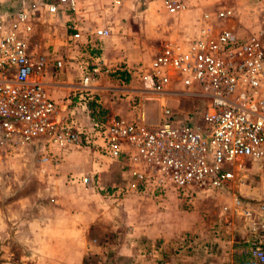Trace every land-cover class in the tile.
Wrapping results in <instances>:
<instances>
[{"label": "built area", "instance_id": "built-area-1", "mask_svg": "<svg viewBox=\"0 0 264 264\" xmlns=\"http://www.w3.org/2000/svg\"><path fill=\"white\" fill-rule=\"evenodd\" d=\"M21 5L13 14L0 9V153L18 154L43 144L39 165L57 169L61 159L53 149L95 147L122 164L135 192L160 200L174 192L185 201L197 191L223 192L245 161L264 163V41L260 34L240 37L223 25L233 17L231 10L202 13L195 33L165 43L139 72V97L149 94L162 103V122L149 129L141 121L143 113L139 122L90 116L85 125L60 113L59 103L40 80L47 59L29 52L34 13ZM76 5V0L45 3L49 14L73 12ZM162 5L170 16L187 9L184 0H162ZM109 33L96 29L93 38L98 41ZM79 37L75 33L69 39L76 48ZM96 55L91 56L92 69L84 62L80 65L77 107L82 111L94 103L90 86L102 71ZM55 65L62 66L60 61ZM194 93L206 101L199 124L188 122L164 102ZM73 180L84 188L91 184L88 176ZM232 208L249 232V258L240 264H264V202L243 205L235 198ZM202 245L197 244L207 248Z\"/></svg>", "mask_w": 264, "mask_h": 264}, {"label": "crops", "instance_id": "crops-1", "mask_svg": "<svg viewBox=\"0 0 264 264\" xmlns=\"http://www.w3.org/2000/svg\"><path fill=\"white\" fill-rule=\"evenodd\" d=\"M76 1L75 11L60 10L50 15L67 28L68 40L79 34V48L72 45L73 48L63 49V53H53L40 80L49 97L59 103L60 113L76 124L85 125L91 116V105L107 121H140L138 110L129 102L138 94L134 85L137 81L131 79L129 70L127 73L118 72L119 68L110 70L120 65V57L134 56L140 49L133 45L139 35L136 26L145 25L152 32L151 44L159 37L164 39L163 46L195 33L201 14L217 11L210 6L219 0H210L203 6L199 0H184L187 9L176 16L165 12L162 0H158L160 6L155 0H118V5H112L113 0ZM256 3L259 4L246 2V19L252 18L250 11L257 9ZM206 6L211 10H203ZM158 9L172 17L174 24L157 27L154 20ZM96 29H108L110 34L97 41L93 38ZM94 55L101 59L102 72L90 86L94 103L82 111L77 107L82 91L80 65L82 62L94 65L91 58ZM57 61L61 62V68L56 67ZM141 121H145V116ZM29 148L32 147L26 149ZM52 152L61 162L58 172H51L50 168L44 176L52 190L47 207L38 205L30 213L28 208L24 209L25 201L14 203L11 198L5 199L4 194L0 196V248L6 252L3 259L7 261L2 264H10L7 251L12 246L24 248L34 257L39 248L43 249L44 264H84L89 257L95 264H239L249 258L245 254L249 232L243 219L233 213L232 206L237 194L264 202V184L251 187L253 184L244 181L235 186L231 183L220 194L197 191L190 201L167 192L166 198L160 200L132 190L131 179L122 164L103 156L95 147ZM80 171V175L89 177L90 187L72 181L69 175ZM35 196L27 201L38 202ZM194 236L208 246L207 250L180 252L182 240ZM32 259L28 262L35 264Z\"/></svg>", "mask_w": 264, "mask_h": 264}, {"label": "rangeland", "instance_id": "rangeland-1", "mask_svg": "<svg viewBox=\"0 0 264 264\" xmlns=\"http://www.w3.org/2000/svg\"><path fill=\"white\" fill-rule=\"evenodd\" d=\"M46 1L57 2V0H0V9L4 11H10L13 14L15 10L23 6L21 5L23 3L26 11H32L34 13L32 31L29 35L28 42L29 52L33 56H44L46 59H48L52 55H54L53 53H63V49H70L73 48V46L67 39V28H64V26H61L59 22L55 21V19L57 18L56 16L50 15L46 12L44 8V4L46 3ZM155 1H157L156 3L158 4V6H160L158 0ZM199 1H201V6H203L205 2L211 3L210 0ZM247 1H254V3L255 1H257L259 3H256L257 6L255 7H257V9L250 11V13L252 14V18L250 17V19H246L247 10L246 8H244ZM111 4L113 5V1L111 2ZM210 7L214 10H231L233 13V17L226 20L223 25H225L229 29L234 30L240 37L260 34L262 35L261 37L264 41V0H219L215 5H211ZM211 9L206 6L203 10L209 11ZM154 21L156 22L157 27H160L162 25L169 26L171 24H174L172 17L166 15L162 9L157 10V15L155 16ZM135 29L137 31V34L139 35H137L136 42H133V45L139 47L140 49L138 50V52L136 50L137 53H135L134 56L131 55L130 57H120V61H118V63L121 66L117 65V67H112L110 68V70L119 68L118 70L121 71L118 72L122 73H127V70H129L132 73V75H130L131 79L137 81L136 83H134V85L139 90L140 82L138 80V74L148 66L154 53L162 47L164 39L159 37L155 43L151 44L150 36L152 32L150 30L147 31L145 25L136 26ZM87 51L88 53H91L89 50ZM112 58L113 57H110L108 59L112 61ZM91 66L94 65H90V63H88V68H91ZM133 72H135L136 74L133 75ZM108 76L111 77L110 74H108ZM122 83L125 84L126 82L124 83V81H122ZM139 98L142 99V106L140 104ZM160 100L161 98L158 99L156 96H152L149 94L144 99L142 97H139L138 94H135L132 96V99H129V102L131 103L132 107L138 110L139 115H141L143 111V114L145 116L143 125L149 129H153L161 124L162 118L164 117L161 115L162 103ZM166 104L171 109L182 112L184 116H186L185 120L193 124H199L201 122V117L206 109V101L204 100L203 96L196 93L188 96L178 95L175 97H168L166 98ZM141 107L142 110L140 112L139 109ZM44 152L45 150L43 144H39L32 146V148L26 149L24 151L22 150V152L18 154L0 153V196L4 194L5 199L11 198V201L14 203L17 201L23 203V201H25L24 209L26 210L28 208L30 213H32L34 207H38V205L47 207L49 203L48 200L50 198L49 193L52 192V190H49V186L44 181V176L46 177L49 174L51 167L47 165H39V159L41 158V156H43ZM85 152L87 153L88 151L85 150ZM51 170V172L54 173L58 172V168H51ZM80 173L81 171L72 173L69 176H72L71 179L73 181V179L79 178V176H85L80 175ZM243 181L247 185L253 184V186L251 187H257L258 183L260 185H263L264 163L250 161L243 162L242 169L238 170L235 173V181L233 182L234 185L232 186L241 184V182ZM216 193L220 194L221 192ZM33 195H36L35 197H37L38 202H40V204H38L37 201H34L35 203L37 202V206L36 204L34 205V202L32 200L27 201V198H32ZM237 196L240 203L243 205L259 202L246 199L240 194H237ZM223 206L224 203L222 205V208ZM1 209L2 208L0 206V210ZM4 209H6V207ZM238 217L241 218L240 216ZM237 220L239 222L241 221L240 219ZM188 240L193 242L192 245L187 243ZM198 243L201 244L200 240H198L197 237H189L182 240V243L178 248L180 252L183 251L185 253H196L198 250H207L208 246L206 244L202 246H205L207 248H203L197 246ZM5 253L6 252L2 251V249L0 248V264L6 261L5 259H3L5 257ZM7 253L10 264H30L28 261L33 260L32 258L35 259V264H44V261L46 260V258H44L43 256V249L41 248L37 250V256L35 257L32 256L31 253H27V250H25L24 248L18 249L14 246L10 247ZM84 264H95V262H93L92 257H89L86 259Z\"/></svg>", "mask_w": 264, "mask_h": 264}, {"label": "trees", "instance_id": "trees-1", "mask_svg": "<svg viewBox=\"0 0 264 264\" xmlns=\"http://www.w3.org/2000/svg\"><path fill=\"white\" fill-rule=\"evenodd\" d=\"M90 109H92V111L90 112V115L91 116H100L98 114L96 115V113L94 112V109H93V106L92 105L90 106Z\"/></svg>", "mask_w": 264, "mask_h": 264}]
</instances>
